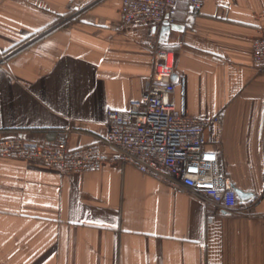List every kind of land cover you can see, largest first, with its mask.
<instances>
[{"label":"crops","instance_id":"crops-1","mask_svg":"<svg viewBox=\"0 0 264 264\" xmlns=\"http://www.w3.org/2000/svg\"><path fill=\"white\" fill-rule=\"evenodd\" d=\"M173 18L183 31L161 43L160 28L123 25L120 0H0V137L98 142L107 111L140 99L168 50L172 104L218 118L205 136L234 190L255 198L210 222L196 196L132 166L66 175L0 160V264H264V70L251 60L264 0H203L199 14L179 0Z\"/></svg>","mask_w":264,"mask_h":264},{"label":"built area","instance_id":"built-area-1","mask_svg":"<svg viewBox=\"0 0 264 264\" xmlns=\"http://www.w3.org/2000/svg\"><path fill=\"white\" fill-rule=\"evenodd\" d=\"M120 2L125 27L148 24L161 28L164 23L173 25L179 0ZM188 4L194 14H199L203 0H188ZM251 60L253 66L264 70V39L254 44ZM0 62L5 58L0 57ZM175 66L173 52L155 51L152 75L140 99L131 101L126 110L107 111V134L98 142L70 148L67 132H58L54 139L41 143H32L19 133H8L0 137V160L41 163L66 175L97 171L110 162L128 165L196 196L210 222L221 213L232 212L237 198L217 151L220 143L205 136L218 118H191L175 109L171 102L176 90L172 81Z\"/></svg>","mask_w":264,"mask_h":264},{"label":"water","instance_id":"water-1","mask_svg":"<svg viewBox=\"0 0 264 264\" xmlns=\"http://www.w3.org/2000/svg\"><path fill=\"white\" fill-rule=\"evenodd\" d=\"M183 28L177 25H168L167 23H164L163 26L160 28L159 33H160V42L163 43L165 40L167 41L172 32H182ZM178 79V76L176 74L173 75L172 81L176 83ZM235 195L237 198V201L240 202L241 204L249 203L251 202L255 196L251 193H244L240 190L235 189ZM223 215H226V213H223Z\"/></svg>","mask_w":264,"mask_h":264},{"label":"trees","instance_id":"trees-1","mask_svg":"<svg viewBox=\"0 0 264 264\" xmlns=\"http://www.w3.org/2000/svg\"><path fill=\"white\" fill-rule=\"evenodd\" d=\"M70 15H71V12L70 11L67 12L66 14H63V15H61V14L60 15H57V17L55 18V20H54L53 23H51L47 27L43 28L38 34H36L35 36H32L28 41H31L35 37H38V35H40L41 33H44L46 30L50 29L51 27L54 28L57 24L64 22L68 17H70ZM66 24H67V22L64 23L63 25H66Z\"/></svg>","mask_w":264,"mask_h":264}]
</instances>
